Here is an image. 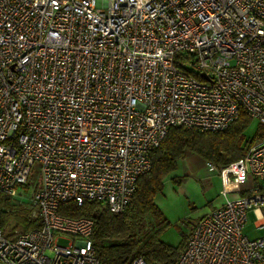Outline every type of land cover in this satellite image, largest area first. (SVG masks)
Listing matches in <instances>:
<instances>
[{
  "label": "built area",
  "instance_id": "2783aa9c",
  "mask_svg": "<svg viewBox=\"0 0 264 264\" xmlns=\"http://www.w3.org/2000/svg\"><path fill=\"white\" fill-rule=\"evenodd\" d=\"M241 112L264 124V0H0V195L24 205L40 175V226L0 229V264H110L93 219L59 204L122 212L168 127L218 131ZM205 165L222 194L237 176L260 183L194 220L174 264H264V235L243 232L248 212L264 229V137Z\"/></svg>",
  "mask_w": 264,
  "mask_h": 264
},
{
  "label": "trees",
  "instance_id": "16d2710c",
  "mask_svg": "<svg viewBox=\"0 0 264 264\" xmlns=\"http://www.w3.org/2000/svg\"><path fill=\"white\" fill-rule=\"evenodd\" d=\"M251 118L241 112L222 130L209 131L182 125L168 127L157 147L150 153V167L141 173L135 189L122 212L109 210L101 200H86L82 205L74 201L59 204L58 211L67 216H87L93 219L91 242L94 256L110 264H128L135 256L143 257L150 264H174L186 243L188 232L182 233L176 244L162 240L167 225L154 198L162 191L164 178L174 172L179 163L190 153L201 156L217 168L242 157L254 140L264 137V124L257 122L254 136L245 130ZM172 181L179 183L177 176ZM248 189L240 191L247 194ZM150 216L153 222H149ZM13 222L12 229L29 231L40 226L38 216L32 215L27 204L16 205L0 195V229ZM13 233V232H12ZM12 233H4L11 236Z\"/></svg>",
  "mask_w": 264,
  "mask_h": 264
},
{
  "label": "rangeland",
  "instance_id": "374dc122",
  "mask_svg": "<svg viewBox=\"0 0 264 264\" xmlns=\"http://www.w3.org/2000/svg\"><path fill=\"white\" fill-rule=\"evenodd\" d=\"M256 125L257 122L251 119L245 130L246 136H254ZM258 141L259 139L256 138L253 143ZM184 164L185 162L179 163L177 169L164 178L162 191L154 198L155 203L161 210L163 221L167 222L161 238L163 241L170 244H176L180 240L181 234L188 232L190 224L200 214L220 204L226 197L231 198L235 195H239L240 191L260 183L259 179L254 178L252 175L237 176L230 185L229 191L226 194H222L220 176L216 171L208 169L204 161L203 166L193 167L194 170L188 174L189 176H186L187 178L185 177V181L182 184V186H184L183 188L180 187V183L172 181V176L175 173L181 176L185 175ZM39 179V169L38 165L35 163L31 167L25 191H22V194L25 195L24 204L29 203L28 196L30 190L39 182ZM147 219L149 222H153L150 216H148ZM255 222L254 216L248 212L243 232L251 238L264 235V229L254 227ZM12 226L13 222L11 221L6 226L4 233H12L15 229L21 230L20 227L13 230ZM78 239V237H74V240ZM61 242L65 243L66 241L61 240Z\"/></svg>",
  "mask_w": 264,
  "mask_h": 264
},
{
  "label": "crops",
  "instance_id": "0c3cea01",
  "mask_svg": "<svg viewBox=\"0 0 264 264\" xmlns=\"http://www.w3.org/2000/svg\"><path fill=\"white\" fill-rule=\"evenodd\" d=\"M205 160L201 157V156H199L198 154H195V153H190V154H188L184 159H183V161H182V163L183 162H185V164H184V170H185V175H180V174H177V173H175V174H173V176H177L178 178H179V183H180V187H183L184 188V186H182V184H183V182L185 181V177L188 175V174H190L193 170H194V168L193 167H198V166H203V162H204ZM187 164V165H186ZM188 166V167H187ZM190 171V172H189ZM189 172V173H188ZM189 176V175H188ZM187 178V177H186ZM185 190H187V189H185ZM219 205V204H218ZM217 206V205H216ZM213 207H215V206H213ZM213 207H211V208H213ZM210 208V209H211ZM207 212V211H206ZM205 213V212H204ZM204 213H202V214H200L198 217H196L195 218V220L196 219H198V218H200Z\"/></svg>",
  "mask_w": 264,
  "mask_h": 264
}]
</instances>
